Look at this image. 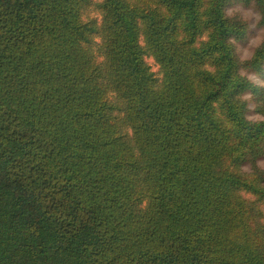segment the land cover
Returning <instances> with one entry per match:
<instances>
[{
    "label": "trees",
    "instance_id": "obj_1",
    "mask_svg": "<svg viewBox=\"0 0 264 264\" xmlns=\"http://www.w3.org/2000/svg\"><path fill=\"white\" fill-rule=\"evenodd\" d=\"M234 2L0 0V264H264Z\"/></svg>",
    "mask_w": 264,
    "mask_h": 264
},
{
    "label": "rangeland",
    "instance_id": "obj_2",
    "mask_svg": "<svg viewBox=\"0 0 264 264\" xmlns=\"http://www.w3.org/2000/svg\"><path fill=\"white\" fill-rule=\"evenodd\" d=\"M97 1V0H93ZM226 14L229 18H235L243 23L246 24V33L244 32L243 35V40L242 41H237L233 42L234 48L236 50V53L238 57L246 61L252 57L254 52L262 45L264 41V29L261 27V14L258 10V7L254 4L251 5H244L239 2H234L230 4L227 7ZM95 17L99 20V22L102 20V17L99 13L95 14ZM100 46H101V39L96 38L95 39V46H94V51L96 53V61L97 62H102L103 61V56L100 54ZM145 61L147 65L150 67L151 72L155 75V77L158 80L162 79L161 71H160V66L156 62V60L153 57L147 56L145 58ZM243 75L247 76L249 79L254 81L255 83H259L260 79L259 77L254 74V73H249V72H243ZM264 86V83L263 85ZM109 97L111 100L115 99V94L109 93ZM244 100L248 102V108L249 110L247 111V119L251 121H260L262 120V116L259 115L256 111V105L251 99L250 94L244 95ZM247 162L241 166V169L247 173H251V163ZM257 166L264 170V157L260 158L257 161ZM260 207L264 212V203L260 202ZM147 205L143 204L142 207L145 208Z\"/></svg>",
    "mask_w": 264,
    "mask_h": 264
}]
</instances>
